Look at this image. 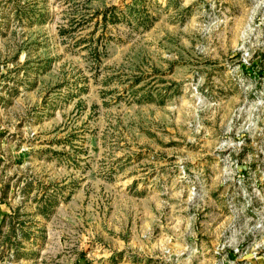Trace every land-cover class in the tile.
<instances>
[{"label": "rangeland", "instance_id": "obj_1", "mask_svg": "<svg viewBox=\"0 0 264 264\" xmlns=\"http://www.w3.org/2000/svg\"><path fill=\"white\" fill-rule=\"evenodd\" d=\"M0 264H264V0H0Z\"/></svg>", "mask_w": 264, "mask_h": 264}]
</instances>
